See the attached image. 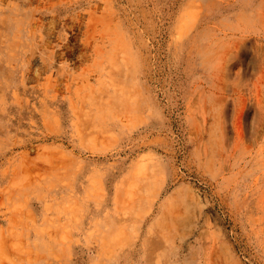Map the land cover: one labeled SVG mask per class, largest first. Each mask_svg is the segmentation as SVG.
Masks as SVG:
<instances>
[{
  "label": "rangeland",
  "instance_id": "374dc122",
  "mask_svg": "<svg viewBox=\"0 0 264 264\" xmlns=\"http://www.w3.org/2000/svg\"><path fill=\"white\" fill-rule=\"evenodd\" d=\"M0 264H264V0H0Z\"/></svg>",
  "mask_w": 264,
  "mask_h": 264
}]
</instances>
